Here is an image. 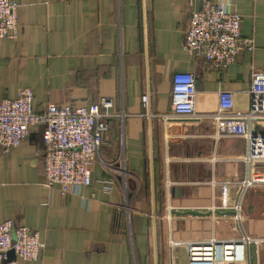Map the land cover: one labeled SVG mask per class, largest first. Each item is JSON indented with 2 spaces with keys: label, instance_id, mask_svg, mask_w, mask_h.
<instances>
[{
  "label": "crops",
  "instance_id": "crops-1",
  "mask_svg": "<svg viewBox=\"0 0 264 264\" xmlns=\"http://www.w3.org/2000/svg\"><path fill=\"white\" fill-rule=\"evenodd\" d=\"M14 1L18 36L0 40V101L30 88L35 113L104 97L122 115L110 122L91 185L65 197L43 185L42 125L17 148L0 149V224L40 234L44 249L32 264H187L182 244L238 237L231 211L219 210L236 203L237 187L220 183L244 175L245 141H215L208 121L144 118L141 97L149 95L148 112L168 113L172 76L191 73L197 115L213 114L221 91L232 94L235 111H247L251 70L264 71V0H209L240 16L241 35L255 46L223 71L183 49L188 0ZM251 171L264 177L263 167ZM241 206L244 232L264 240V185L248 189ZM251 264H264V242L251 249Z\"/></svg>",
  "mask_w": 264,
  "mask_h": 264
},
{
  "label": "built area",
  "instance_id": "built-area-1",
  "mask_svg": "<svg viewBox=\"0 0 264 264\" xmlns=\"http://www.w3.org/2000/svg\"><path fill=\"white\" fill-rule=\"evenodd\" d=\"M187 5L190 10L183 49L188 55L203 59L209 69L223 71L234 64L240 53H253V39L241 35V17L229 11L223 1L213 3L205 0L199 9L192 8V0H188ZM17 10L14 0H0V40L17 38ZM195 83L196 78L191 73L181 72L172 76L168 113L148 112L149 95L141 97L144 118L164 123L192 119L208 121L212 128L210 137L215 141L224 137L245 141V152L238 158L244 167V175L236 182L220 183L237 187L236 203L219 210L231 211L232 229L239 236L182 244L187 264H251V249L264 240L251 237L242 229L241 200L248 189L264 185V177H257L251 171L256 164L264 165V71L251 70L249 107L245 112L235 111L232 94L221 91L217 110L211 115H197L194 108ZM32 100V90L24 88L16 98L0 101L1 152L6 154L17 148L26 140L32 126L42 125L44 187L50 191L57 188L61 197L89 187L91 169L99 160V149L110 129V122L122 115L114 113L112 100L104 97L88 107L48 105L42 113L33 111ZM122 171L119 176L125 180L126 173ZM113 182L114 178L103 182L108 191ZM171 185L167 182V192ZM168 212L172 213V209L169 208ZM168 246L172 255L175 245L169 242ZM43 249L44 243L37 231L18 226L12 220L0 224V264L35 263ZM9 251H13L14 260L7 261Z\"/></svg>",
  "mask_w": 264,
  "mask_h": 264
},
{
  "label": "trees",
  "instance_id": "trees-1",
  "mask_svg": "<svg viewBox=\"0 0 264 264\" xmlns=\"http://www.w3.org/2000/svg\"><path fill=\"white\" fill-rule=\"evenodd\" d=\"M156 163V162H155ZM156 165H157V163L156 164H154V166H155V168H154V170H155V173H156ZM146 194V190H145V188L144 187H142L141 189H140V191H139V194H138V198H141L142 196H144ZM119 217V219H117L118 220V224H117V228H120V215L118 216Z\"/></svg>",
  "mask_w": 264,
  "mask_h": 264
},
{
  "label": "water",
  "instance_id": "water-1",
  "mask_svg": "<svg viewBox=\"0 0 264 264\" xmlns=\"http://www.w3.org/2000/svg\"><path fill=\"white\" fill-rule=\"evenodd\" d=\"M172 192H179V189L178 188H173ZM190 214H194L192 212H189ZM15 256H14V253L13 251H9L8 254H7V261H10V260H14Z\"/></svg>",
  "mask_w": 264,
  "mask_h": 264
},
{
  "label": "rangeland",
  "instance_id": "rangeland-1",
  "mask_svg": "<svg viewBox=\"0 0 264 264\" xmlns=\"http://www.w3.org/2000/svg\"><path fill=\"white\" fill-rule=\"evenodd\" d=\"M122 162H123V161H122ZM258 167H263V169H264V165H259V164H256L255 167H253V168H258ZM137 192H139V190H138ZM138 194H139V193H138Z\"/></svg>",
  "mask_w": 264,
  "mask_h": 264
}]
</instances>
